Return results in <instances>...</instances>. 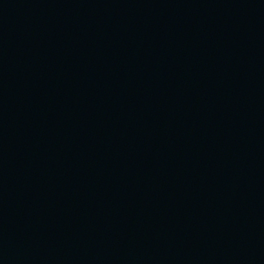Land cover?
<instances>
[{
	"label": "water",
	"instance_id": "obj_1",
	"mask_svg": "<svg viewBox=\"0 0 264 264\" xmlns=\"http://www.w3.org/2000/svg\"><path fill=\"white\" fill-rule=\"evenodd\" d=\"M0 264H264V0H0Z\"/></svg>",
	"mask_w": 264,
	"mask_h": 264
}]
</instances>
